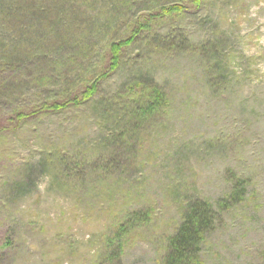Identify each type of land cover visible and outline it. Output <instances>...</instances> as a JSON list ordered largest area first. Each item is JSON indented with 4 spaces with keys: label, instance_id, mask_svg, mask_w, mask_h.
I'll list each match as a JSON object with an SVG mask.
<instances>
[{
    "label": "rangeland",
    "instance_id": "1",
    "mask_svg": "<svg viewBox=\"0 0 264 264\" xmlns=\"http://www.w3.org/2000/svg\"><path fill=\"white\" fill-rule=\"evenodd\" d=\"M171 5L182 8L163 14ZM74 18L30 22L31 42L15 50L33 62L0 91V264H164L197 198L219 213L204 264H264V0H87ZM17 21L0 11V59L8 24L23 34ZM138 24L93 101L14 119L108 69L109 45ZM137 75L169 107L125 129L103 109ZM229 170L247 191L222 210Z\"/></svg>",
    "mask_w": 264,
    "mask_h": 264
},
{
    "label": "trees",
    "instance_id": "2",
    "mask_svg": "<svg viewBox=\"0 0 264 264\" xmlns=\"http://www.w3.org/2000/svg\"><path fill=\"white\" fill-rule=\"evenodd\" d=\"M81 1L87 3V0ZM82 2H79V0H0V6L2 7L0 11L3 14L4 21L10 23L19 20L17 22H20L21 28L23 27V34H19L20 39L18 41L16 39L17 36L13 35V32L10 30V24H8L9 29L5 30L3 34L4 39H2L3 43L1 45H4V51L3 57L0 59L3 60V64H0V66L6 63L11 69L10 78L7 77L1 80L0 91H4L9 81L12 80L16 83L20 73H23L28 68L26 66H29L33 62L32 59H28L30 56L27 52L24 54V51L18 53L15 50L16 43L31 42V36L29 34L31 31V23L35 26L37 21H43L51 25L54 24L56 27L61 25L63 29L69 25L71 27L74 21L73 19H75V11L77 12L79 3L82 4ZM195 2H199V0H195ZM181 8L179 5H171L162 7V12L167 15L178 12ZM64 14L66 15L65 18L67 21L63 19ZM146 27L144 24H138L131 37L122 41H113L109 45L108 48L111 55L108 61L110 65L108 69L106 68L107 70L95 71L92 79L83 80V82H79L81 83L80 85H78L79 83L75 84L78 85L76 86L77 88H73L71 93L59 98L61 100H54L50 103L45 101L32 111H24L19 108L17 110L13 109L14 119L15 117L17 121L18 119H27L34 114H40V112L61 110L63 107L77 106L91 100L93 101L99 91L101 82L120 65L121 50L130 45L136 35L146 29ZM44 40V36L38 38V41ZM15 53L20 55L17 56ZM129 86L127 92L125 91L124 95L121 94L124 101L116 109L112 108L113 103H110V105L105 103L103 109L105 117H109V119L112 117L111 120L117 117L121 119L120 122H117L118 125L126 123L125 129L129 125L139 127L143 120L150 119V116H157L169 107L168 95L151 77L137 75V79L135 78L131 81ZM116 98H118L117 95L112 97L113 102H115ZM12 119L13 116L10 117V120ZM228 179L232 181V189L230 195L219 200L218 207L222 210L229 209L232 205L240 203L247 191L244 179L238 178L230 170L228 172ZM133 215L134 217L141 216L137 214ZM218 217L219 213L212 202L202 198L189 201L183 212V218L178 225L177 231L169 236L166 246L167 251L163 259L164 264H204L201 258V246L207 234L216 227Z\"/></svg>",
    "mask_w": 264,
    "mask_h": 264
}]
</instances>
